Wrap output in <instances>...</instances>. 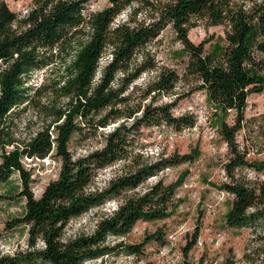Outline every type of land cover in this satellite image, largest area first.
I'll use <instances>...</instances> for the list:
<instances>
[{"label": "trees", "instance_id": "16d2710c", "mask_svg": "<svg viewBox=\"0 0 264 264\" xmlns=\"http://www.w3.org/2000/svg\"><path fill=\"white\" fill-rule=\"evenodd\" d=\"M90 1L33 0L19 14L0 0V183L19 173L25 209L6 222V229H27L26 245L0 255V264H105L107 256L142 254L147 244L163 240L161 228L139 243L111 238L128 234L139 220H164L178 208L177 190L186 173L172 182L161 173L193 162L201 152L194 147L149 154L144 129L194 126L193 113L175 115L172 108L195 91L205 92L224 116L234 112L233 123L224 116L219 123L228 145L227 179L220 187L233 196L226 223L253 227L262 235L264 253V177L242 174L246 167L264 174V157L249 158L251 146L242 147L236 138L249 96L264 92V0H108L107 7L86 15ZM125 10L127 17L120 19ZM199 21L223 26L224 35L195 43L189 32ZM168 26L188 56L182 73L158 66L146 49ZM44 68L51 73L31 83L32 74ZM146 72L155 73L139 87L135 82ZM163 94L178 98L154 105ZM26 111L38 127L18 136L17 119ZM262 119L260 152L264 113ZM99 133L102 146L72 153L74 139L87 141ZM52 154L61 160L58 177L37 197L24 157ZM115 165L105 185L96 186L100 171ZM152 177L156 180L148 183ZM109 201L114 208L97 214L91 230L70 231L74 220ZM198 236L194 232L184 246L185 256ZM183 264L196 263L185 259Z\"/></svg>", "mask_w": 264, "mask_h": 264}, {"label": "rangeland", "instance_id": "374dc122", "mask_svg": "<svg viewBox=\"0 0 264 264\" xmlns=\"http://www.w3.org/2000/svg\"><path fill=\"white\" fill-rule=\"evenodd\" d=\"M6 1L14 11L23 14L30 8L33 0ZM108 5V0H91L85 6L84 13L90 15ZM127 15L128 10H125L119 18L125 19ZM219 35H224L223 26L207 25L203 21H199L189 32V37L195 43L213 36L217 39ZM213 41L207 43L206 47L209 48ZM146 49L158 66H168L180 73L183 72L188 56L172 26L165 28ZM108 56L107 53L102 62H106ZM51 71L50 68L36 70L30 78L31 83H40ZM154 73H144L135 84L144 87ZM182 90L179 88L177 91ZM176 96L177 94H163L158 96L153 104L172 102L178 98ZM150 101V97L145 100L147 103ZM172 111L175 115L193 113L196 116L195 125L180 131L164 125L148 126L144 129V143L145 150L149 154H157L161 151L169 154L175 150L186 153L191 148H199L201 154L193 162L167 168L161 173L166 182H172L186 173L182 185L177 190L180 204L174 213L164 220H139L128 234L111 238L112 242L139 243L146 234L161 228L164 233L163 240L150 242L142 254L120 252L107 256L105 264H183L185 259L196 264H264V253L260 247L263 241L262 235L256 233L253 227L234 228L226 223V214L233 196L220 187V184L227 179L225 162L228 159V145L219 131V123L224 114L216 111L203 91H195L177 99ZM263 113L264 92L252 93L248 98L243 128L236 136L242 147L245 144L251 146L249 154L251 159L264 157V151L260 152L259 136ZM31 115V111H26L17 119L18 136H25L29 130L34 131L38 127V124L34 123L35 117L32 119ZM224 117L229 123L234 122V112ZM102 144H104V135L99 133L94 139L87 141L74 139L71 143V151L74 155H79ZM24 164L31 173L32 190L39 197L46 185L58 177L61 160L54 154L44 159L24 157ZM116 169L115 165L100 171L95 185L104 186ZM242 174L249 178L264 177V174H259L248 167L243 168ZM155 180L156 177H152L148 183ZM148 183L139 190L144 189ZM21 190L22 184L18 172L7 181L0 183V255L13 253L27 243L26 227L6 229L7 221L21 216L24 212L26 199L18 195ZM114 206L115 202L109 201L104 206L74 220L70 231L91 230L97 214L111 210ZM194 232L199 233L198 240L185 256L183 248ZM98 263L99 260L88 261L85 264Z\"/></svg>", "mask_w": 264, "mask_h": 264}]
</instances>
